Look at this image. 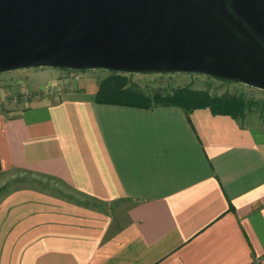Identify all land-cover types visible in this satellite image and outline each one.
Returning <instances> with one entry per match:
<instances>
[{
  "label": "crops",
  "instance_id": "1",
  "mask_svg": "<svg viewBox=\"0 0 264 264\" xmlns=\"http://www.w3.org/2000/svg\"><path fill=\"white\" fill-rule=\"evenodd\" d=\"M51 70L57 91L0 107V174L46 180L0 199V264H264V127Z\"/></svg>",
  "mask_w": 264,
  "mask_h": 264
},
{
  "label": "water",
  "instance_id": "2",
  "mask_svg": "<svg viewBox=\"0 0 264 264\" xmlns=\"http://www.w3.org/2000/svg\"><path fill=\"white\" fill-rule=\"evenodd\" d=\"M37 67L264 91V0H0V73Z\"/></svg>",
  "mask_w": 264,
  "mask_h": 264
},
{
  "label": "rangeland",
  "instance_id": "3",
  "mask_svg": "<svg viewBox=\"0 0 264 264\" xmlns=\"http://www.w3.org/2000/svg\"><path fill=\"white\" fill-rule=\"evenodd\" d=\"M51 69L54 68L37 67L0 73V107L5 110L11 109L12 107L25 105L35 94H44L48 96L50 93L57 91L59 88H56L55 83L65 75L55 76ZM80 72L81 79L82 73L85 71ZM108 75V71L94 70L91 72L90 77L97 79L99 82ZM130 78L133 85L146 93H153L157 89L162 88L172 90L179 87L208 90L211 94H222L225 92L241 93L247 98L254 99L256 102L243 123L264 127V91L262 90L240 83H223L204 75L133 74ZM42 180L45 179L23 172L0 174V199L17 187L32 185L44 187L46 180L43 182ZM38 183L41 185H37ZM49 184V191H56V194H63L71 198L77 196L76 193H73L70 189L61 188L54 182H50ZM59 191L61 192L59 193Z\"/></svg>",
  "mask_w": 264,
  "mask_h": 264
},
{
  "label": "trees",
  "instance_id": "4",
  "mask_svg": "<svg viewBox=\"0 0 264 264\" xmlns=\"http://www.w3.org/2000/svg\"><path fill=\"white\" fill-rule=\"evenodd\" d=\"M132 75L109 72L107 77L98 82V90L94 94L93 100L98 103L146 109L175 106L183 109L186 114L195 109L209 108L215 114L229 115L241 123L256 103L254 99L247 98L241 93L211 94L208 90H196L188 87L172 90L162 88L153 93H146L133 85L130 78Z\"/></svg>",
  "mask_w": 264,
  "mask_h": 264
},
{
  "label": "built area",
  "instance_id": "5",
  "mask_svg": "<svg viewBox=\"0 0 264 264\" xmlns=\"http://www.w3.org/2000/svg\"><path fill=\"white\" fill-rule=\"evenodd\" d=\"M69 72V77L72 79V80H79L80 79V74L81 72L80 71H75V70H67ZM26 98V97H25Z\"/></svg>",
  "mask_w": 264,
  "mask_h": 264
}]
</instances>
